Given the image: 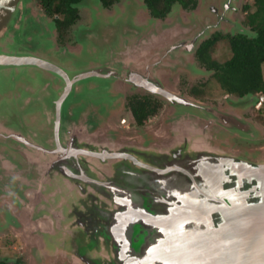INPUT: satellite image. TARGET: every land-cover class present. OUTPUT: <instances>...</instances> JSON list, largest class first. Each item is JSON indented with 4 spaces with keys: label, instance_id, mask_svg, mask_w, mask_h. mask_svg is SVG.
Segmentation results:
<instances>
[{
    "label": "water",
    "instance_id": "obj_1",
    "mask_svg": "<svg viewBox=\"0 0 264 264\" xmlns=\"http://www.w3.org/2000/svg\"><path fill=\"white\" fill-rule=\"evenodd\" d=\"M30 1L0 0V46L4 32H13L10 51L0 48V74L11 73L12 90L21 88V96L15 98L0 92V142L7 151L0 155V166L10 181L0 188V229L19 224L12 214L15 205H23L34 212L35 220H43L38 226L44 240L38 252L32 249L30 264H40L41 259L45 264H264V132L242 119L240 111L256 102L257 96L228 99L222 106L176 88L180 74L196 81L215 72L195 60L202 43L213 34L256 36L237 18L240 0H196V7L189 11L174 2L164 18L152 16L145 0H121L112 13L100 0H80L72 6L87 11L89 18L88 26L74 34L75 43L80 44L54 51L66 55L77 53L82 45H93L100 13L104 14L100 24L111 26V21L122 33L108 53L116 67L92 64L73 77L48 60L47 52L46 56L34 52L33 41L22 43L27 34L33 39L42 31L38 21L36 29H29L33 19L23 6ZM19 13V20L28 17L13 29ZM6 21H12L11 25ZM49 23L45 29L55 30L54 22ZM108 30L104 43L115 31ZM67 66L71 68L68 62ZM85 79H110L105 90L118 96L114 105L96 100L79 112L73 106L66 109L70 94L75 95L77 83ZM88 90L93 91L89 101L101 92L93 83ZM125 93L149 94L164 103L162 132L141 131L133 140L110 128L111 119L124 111ZM23 98L37 103L44 113L42 119L50 128L44 127L43 132L47 142L51 140L48 145L53 144L51 149L32 143L33 136H39L37 127L32 136L31 131L24 136L7 128L16 116L21 119L18 125L29 126L40 117L39 112L24 116ZM69 125L74 136L66 131ZM100 130L99 140L90 138ZM233 135L249 146L230 147L227 141ZM14 143L58 159L50 160L53 167L45 185L11 172L20 161L9 153ZM27 158L29 166L32 158ZM32 190L34 194L41 191L34 208L28 203Z\"/></svg>",
    "mask_w": 264,
    "mask_h": 264
},
{
    "label": "rangeland",
    "instance_id": "obj_2",
    "mask_svg": "<svg viewBox=\"0 0 264 264\" xmlns=\"http://www.w3.org/2000/svg\"><path fill=\"white\" fill-rule=\"evenodd\" d=\"M119 1H121V0H118L117 2H115L112 5H110L109 7H107L108 11H106V12L112 13V10L114 9V7L116 6V4ZM241 1L242 0H240V2L238 4L239 5L238 10L242 4ZM23 7H25L26 9L29 10L28 15L33 19V21L31 22V26L28 25V27L30 26L29 29H31V30L36 29L38 26V23H37V21H38L41 25L42 31L37 33V35H35L33 37V39H31L32 37L29 34H27L25 36L26 40L22 43L29 45L33 41L32 45H33V47H35L34 52H36V50H37V51H40L42 54H44V56L47 55L48 60H50L53 63H56L58 66H60L62 69H64V71H66V73L70 77H73L74 75H76L78 73H84L85 71H88V68L92 64H93V67L97 66V67L102 68V67L112 66V65L114 67H116V65H114V62L112 61V59L108 53L110 51H112V49L117 46L118 35L120 33H122V30L120 29V27H118V25H112L111 21H109V23H111V26L106 27L105 24L104 25L100 24V17L101 18H102V16L104 17V14L102 15V13H100L98 15L100 17L98 19V24L95 27H96V33H99V35L97 34V37H95L93 45H87V46H85V48H84V45H82L83 47L80 50H78L77 53L67 52L66 55H60V53H61L60 50L54 51L55 47L60 48L61 50L66 49V48L73 49L71 47L75 48V45L78 46V44H80L79 42L75 43L74 34L76 32L77 33L81 32V29H83V27L88 26L89 18H88V16H85L87 11L80 12L78 10V14H80L78 20L73 25L70 26V28L68 29L66 34H64L63 36H60V34H58V32L56 30L45 29L46 24H48L51 19L44 14V12L42 11V9L38 3V0H31L30 3L25 4ZM104 8H106V7H104ZM100 12L104 13V10L103 11L101 10ZM28 15H26V16L28 17ZM26 16L23 15L22 19L19 20L21 17L20 13H19V16L17 18L16 23L14 24L13 29H17L18 27H20V24L23 22L22 20H25L26 18H24V17H26ZM105 18H107V17H105ZM237 18H238V14H237ZM12 21H13V19H12ZM12 21H8V22L6 21V23L9 24V26H10ZM94 21H95V17L92 19V24L89 25V27L92 29H94ZM104 21H106V20H104ZM104 23H106V22H104ZM49 25H50V23H49ZM51 28H54V26H51ZM107 28L108 29L114 28L115 31H114V34L112 36L109 35L107 43H104L103 42L104 34H105V32L109 31ZM98 29H99V32H98ZM4 34L5 35L3 37V40L1 43L2 45L0 46V48L7 50V51L8 50L10 51L9 47L13 43V40H11V38L13 36V32L11 30L7 33L4 32ZM106 35L108 37L107 33L105 34V36ZM21 36H23V34H21ZM99 38H100V43L96 44L97 43L96 39H99ZM38 42L44 44V46H42V45L40 46ZM24 44H22V45L24 46ZM13 47H15V46H13ZM91 47H92V49H91ZM45 52L51 53L52 56L48 55L47 53L45 55ZM62 54H64V53H62ZM213 54H214V56L217 55L218 51L214 52ZM67 62L71 65V68L67 66ZM45 75H48V74L45 73ZM183 77H186V75H183ZM13 80H14V78L11 76V73L10 74H0V92H2L4 96H5V92H7L6 95L8 94L10 96H13L14 98L21 96V95H19L21 88L19 89V91L12 90ZM181 80H184V79H181ZM185 80L187 82V78ZM109 81H110V79H106V81H101L98 79H87V80L85 79L84 81L77 83L78 91L75 93V95L72 94L73 92L70 94V96L67 100H72V101L67 102L66 109H70L69 106H73V108L79 112L81 110H85L86 108H88L90 106L95 105L96 100L100 104L103 103V104H107L108 107L109 106L112 107L114 105L115 101L117 100L118 96L110 95L109 92L106 93L105 89L110 87ZM196 81H189V84H193ZM213 82L215 83V81H212V80L208 82V88L211 89V94L213 96L217 97L216 92H215V88H214L215 84ZM90 83L96 84V87L98 88V90L101 91L97 95V97L92 101H89L92 99V96H93V93H92L93 91L88 90V85ZM17 86H21V87L25 88V86L22 84V82H17ZM184 86L186 88L187 95H188V90H189V89H187L188 86L186 84ZM176 88L179 90L178 86H176ZM26 89L29 90L28 87H26ZM55 89L57 91H60L58 89V85L55 86ZM11 90H12V92H9ZM181 92L186 93L183 90ZM134 94H136V93H134ZM131 95H133V94L132 93H125V95H124L125 97L123 98L124 99V111L118 117L111 119V122H110L111 125H109L110 128L117 129L119 131V133L122 134L123 137H129V138L131 137L133 140L136 139L138 137V135H140L141 131L157 130L159 132H162V129H164V127H161L160 124H161V121L164 119V114H165L164 112H160L158 114V116L150 118L142 126H137L135 123L132 122V119H131L132 117L130 115V112L127 109V98ZM137 95L143 96V95H149V94L139 93ZM149 96H152V95H149ZM41 97H43V91L40 95V98ZM8 104L9 103L7 102L6 105H8ZM23 104H24V109L22 110V113L24 114V116H28L29 118H31V113L34 114V113L39 112L40 117L38 119L36 118V120L33 119L34 123H31V126L20 123V125H21V127H20V125H18L17 122H20L21 119L19 118V116H16L14 118L15 122L13 124L8 125L7 128H9V130H11V131H16L18 133H21L24 136H27L29 134V131H31L30 136H32V133L37 132L36 131L37 129H35L37 127L38 131L40 130V132L38 133L39 136H38V138H35L33 136L34 141L33 142L31 141V142L34 144L36 143V145H39V146L41 145L42 149L43 148H46V149L51 148L53 144L51 146L48 145V142L50 141L49 142V144H50L51 140H48V142H47V137H46L45 133L43 132L44 127L47 129L48 127L50 128V126H48V125L45 126V120L42 119V117H43L42 114L44 115V113L41 111L40 106L37 103H36V105L31 104L29 98H23ZM98 106H99V104H98ZM4 109H5V112L7 113L6 107H4ZM104 109L106 112L107 107ZM101 112H102V110H101ZM105 112H103V113H105ZM1 113H2V108L0 105V116H1ZM6 113H4V114H6ZM101 118H102V121L105 123V121H106L105 117L101 116ZM64 120H65V115H64ZM64 125H65V121H62L60 123V140L61 141L63 139V135L65 132ZM131 125H133V126L130 127ZM156 128H158V129H156ZM105 130H109V132H111V129L107 128ZM66 131L68 132V135H70L73 132L72 126L69 125L67 127ZM96 133L90 137V138H93L95 141L99 140V136H101L100 133H102V130H100ZM72 135L74 136V132L72 133ZM50 139H52V138L50 137ZM7 142H9V140H7ZM13 147H14L13 152H9V153H13L14 156L19 157L20 161L25 158V162L24 161L22 162L21 167H19L20 161L15 162L13 164L11 172H13V174L18 176V177H21V178L26 177L27 180L32 179L34 181H37V183L40 186L45 185L43 183L45 181H48L49 180L48 177L51 176L50 170H51L52 166H50L51 165L50 160L52 159V160L56 161V158H49L46 155L47 154L46 152L35 149L34 147H30V148L27 146L24 147V146L18 145L17 143H14ZM17 151L21 152L22 154L21 153L20 154L22 156H18L19 153ZM5 153H7L6 146L4 145V142L3 143L0 142V155H5ZM27 155H29L32 158V163L29 166L27 165L29 162H26V159H28ZM0 165H1V162H0ZM0 169H1V166H0ZM4 172H5L4 169L0 170V188L3 187L4 185H8L7 183L10 182L9 180H5V178H6L5 176L7 175V173H4ZM18 186L20 187L21 184H18ZM34 189H37V188H34ZM1 190H3V189L1 188ZM32 191L34 194L35 191L34 190H32ZM40 192L41 191L39 190V192L37 194H34V196L29 200L28 203L30 204V208H34L36 206L38 207V204L40 203V200H39L40 199ZM55 197L57 199L58 195H56ZM25 206H27V202H25ZM12 214L17 218V219L15 218L16 221L19 220V224L17 225L14 222L13 225L10 226L8 229H5V230L0 229V253L3 254L4 257L11 255L10 254L11 251L7 250L8 247H9V249H14L11 246H7V240L11 241L13 238L16 239V237H17L19 239V241L20 240L23 241L22 247L19 249H21L20 253H22V255H26V252L24 251L23 247L25 248L26 251L27 250L29 251V249L32 248V247H30L31 246L30 241L31 242L36 241V243H37L36 235L39 236V238H38L39 244L41 243V240H43V238H44V236L41 233V228H39V226H38L39 222L42 223L43 220H41V221L35 220L33 218V216H34L33 211L26 209L25 207H23V205H15L12 208ZM24 240L26 241L27 245L24 244ZM36 251L38 252V250H36ZM39 254H41V253L39 252ZM45 259H46V256H45ZM43 260L42 259L40 260V264H45ZM35 263H36V261H35Z\"/></svg>",
    "mask_w": 264,
    "mask_h": 264
},
{
    "label": "trees",
    "instance_id": "obj_3",
    "mask_svg": "<svg viewBox=\"0 0 264 264\" xmlns=\"http://www.w3.org/2000/svg\"><path fill=\"white\" fill-rule=\"evenodd\" d=\"M80 0H38L42 11L52 19L58 34L63 36L71 25L79 18L73 4ZM105 7H109L118 0H100ZM179 2L186 8L192 7L195 0H145L150 13L154 17H162L169 10L170 5ZM254 7V8H253ZM253 9V10H252ZM243 10L248 11L247 21L255 37L237 35L230 39L231 59L223 66L209 62V49L213 42L207 40L197 51V57L208 68L216 70L215 79L227 92L255 93L264 91L263 65H264V0H247ZM31 20V19H30ZM190 93L199 97L200 88L195 86ZM161 101L149 95L133 94L127 98V109L132 122L142 126L150 118L157 116L162 110ZM2 264V263H0Z\"/></svg>",
    "mask_w": 264,
    "mask_h": 264
},
{
    "label": "flooded vegetation",
    "instance_id": "obj_4",
    "mask_svg": "<svg viewBox=\"0 0 264 264\" xmlns=\"http://www.w3.org/2000/svg\"><path fill=\"white\" fill-rule=\"evenodd\" d=\"M245 1H247V0L241 1L242 4H241L239 10L237 11L238 12L237 13L238 19L243 26L251 29V26L248 24V21H247L248 11L243 10V5H244ZM171 5H170V7H171ZM182 7L184 10H188V11L192 10L196 7V0H195V4L192 7L186 8L183 5H182ZM169 11H170V8L168 11L165 12V14L162 17H158V18H164ZM237 35H241V34L232 35L230 33H224L221 31V32H217L211 36V38L209 39V41L213 42L210 46V49H209V55H210L209 62L211 64H217V66H223L231 59L232 52H231V43L229 41L232 37H235ZM242 36H244V35H242ZM217 51H218V54L214 56L213 53L217 52ZM195 60H196L198 66L206 68L207 70H213L215 72L213 74H211L210 76H208L207 78H202L200 80H197L193 84H189L188 80L186 82V80H185L186 77H183V74H180L179 78H178V82L176 83V86L179 87V90L180 91L183 90L187 94L186 88L184 86L186 84L188 86L187 89H189L188 90L189 96H191L195 99H198L200 101L206 102V103H211L214 105H222V106L225 104V101L228 99L238 100V99L243 98L246 95H250V94L255 95V96H257L256 102H254L251 105L241 107L240 111L242 114V119L253 124L254 127L257 130H259L260 132L261 131L264 132V91L257 92V93H255L253 91H248V92H244V93L227 92L223 88H221V86L219 85V83L215 79L214 75L216 73V70L212 69V68H208L206 66L205 62L203 63L201 60L198 59L197 54L195 55ZM262 70H263L262 72H263V82H264V68ZM181 79H184V80H181ZM211 80L215 81V83L214 82L213 83L215 84L214 88H215V92H216L217 97L213 96L211 94V89L208 88V82ZM195 86H198L200 88L201 94L199 95V97H195L194 95H192L190 93V90H193ZM162 104H163V107H162V110L160 112H163L165 109V105L163 102H162ZM132 126L133 125H131L130 127H132ZM227 142H228V145L230 147H234V146L237 147V146H240L243 144L249 146L248 143H243L238 138V136H236V135H233L232 139L227 141ZM52 158H55V157H52ZM56 161H58V159H56ZM38 238H39V236L36 235L37 243H36V241H34V242L30 241V244H31L30 247H32V248H30L29 251L28 250L26 251L25 248L23 247L24 251L26 252V255H22V253H20L21 249H19L22 247L23 241H21V240L19 241V239L17 237H16V239L13 238L11 241L7 240V246H11L14 249H9V247L7 248L8 251H11L10 256L4 257V255L0 253V263H2V264H30L34 259L32 256L33 252L36 251V248L41 245V243L39 244V242H38ZM24 244L27 245L25 240H24ZM32 249H33V252H32Z\"/></svg>",
    "mask_w": 264,
    "mask_h": 264
},
{
    "label": "clouds",
    "instance_id": "obj_5",
    "mask_svg": "<svg viewBox=\"0 0 264 264\" xmlns=\"http://www.w3.org/2000/svg\"><path fill=\"white\" fill-rule=\"evenodd\" d=\"M76 10H77V9H76ZM77 12H78V11H77ZM44 14H45V13H44ZM45 15H46V14H45ZM46 16H47V15H46ZM78 16H79V14H78ZM49 18H50V17H49ZM50 19H51V18H50ZM51 20H52V19H51ZM55 30H56V29H55ZM208 40H209V39H208ZM205 42H206V41H205ZM203 43H204V42H203ZM203 43H202V44H203ZM198 50H199V49H198ZM196 54H197V53H196Z\"/></svg>",
    "mask_w": 264,
    "mask_h": 264
}]
</instances>
